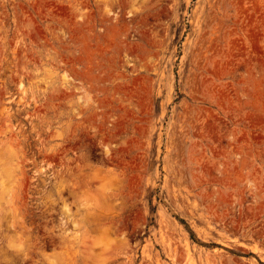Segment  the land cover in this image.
I'll return each mask as SVG.
<instances>
[{"label": "rangeland", "instance_id": "1", "mask_svg": "<svg viewBox=\"0 0 264 264\" xmlns=\"http://www.w3.org/2000/svg\"><path fill=\"white\" fill-rule=\"evenodd\" d=\"M0 264H264V0H0Z\"/></svg>", "mask_w": 264, "mask_h": 264}]
</instances>
